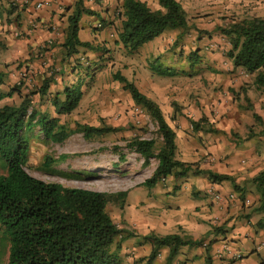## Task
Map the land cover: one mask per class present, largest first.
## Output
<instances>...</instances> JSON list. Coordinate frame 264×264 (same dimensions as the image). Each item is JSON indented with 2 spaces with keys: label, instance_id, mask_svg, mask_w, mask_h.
Returning a JSON list of instances; mask_svg holds the SVG:
<instances>
[{
  "label": "crops",
  "instance_id": "crops-1",
  "mask_svg": "<svg viewBox=\"0 0 264 264\" xmlns=\"http://www.w3.org/2000/svg\"><path fill=\"white\" fill-rule=\"evenodd\" d=\"M10 2L6 5L3 3L5 17L0 23V32L4 30L3 33H6L3 39L7 46L0 55V61L4 63L0 71L8 75L1 92L6 94L11 91L15 86L12 78L19 76L25 69L32 74L34 86L40 87L44 79L52 77L48 95L39 101V109L44 103L46 107H51L50 115L56 117L51 105L53 95L62 93L66 87L81 85L84 94L75 111L92 109L94 112L95 103L90 102L84 109L80 108L88 91L96 90V78L89 84L90 78L87 76L88 70L96 69V50L80 48L77 54L66 56L62 49L68 17L76 0H47V5L41 11ZM83 3L95 14L81 17L79 38L82 42H88L94 47L107 46L112 50L110 55H130L131 59L133 56H141L146 61L151 58L160 59L167 54L173 56L168 52L171 48L167 45H173L175 40L170 39L166 45L162 44L167 32L145 44L136 54H128L123 47L116 45L117 33L108 28L96 30V11L102 9L103 3L97 4L96 0H83ZM251 6L253 8L250 11L248 8L241 11L240 20L264 18V0H254ZM4 53L9 58L6 61H3ZM11 53L16 55V60H29L24 68H20L19 64L12 65L16 60L11 57ZM226 61L227 70L222 71L221 77L215 82H206L208 77H204V81H197V69L188 73L179 72L175 76H160L144 65L140 69H132L136 71L135 76L132 70L131 76H125L160 105L168 124L176 132L177 158L185 163L196 164L195 168L202 171L201 174L190 171L180 179L169 177L144 194L136 193L133 203V190H128L122 220L124 229L133 235L122 244L121 254L124 250L129 254L130 264L150 255L152 245L143 239L150 233L159 236L180 234L193 240L206 238L203 246L182 247L174 264H261L264 260V228L257 226L264 221V212L260 209V193L254 181L264 172V88L255 85V75L247 74L242 68H235L230 59ZM114 64L117 65L116 62ZM7 65L9 67L6 69ZM208 67L205 65V71ZM140 74L149 75L150 89L138 86ZM217 82L222 86L224 99L220 102L218 98L221 97L212 94L209 98H203L202 105L198 106L194 97L197 88L200 93L210 94L211 90L216 89ZM245 82L248 85H244ZM234 89L240 93V100H233ZM245 99L250 101L251 109L246 107ZM41 111L46 112L45 109ZM254 115L260 117L259 125ZM94 117L91 116L92 119ZM202 117H206L219 132H194L191 121H198ZM124 119L111 120L110 124L115 128L122 127ZM256 126H259L260 131L256 130ZM248 130L255 132L250 139L246 138ZM209 172L232 177L242 193L234 191L231 181H211ZM250 181H253L254 187H250L247 193ZM175 187L178 189L174 191ZM211 191L219 193L223 200L213 199ZM169 194L174 196V202L163 205L162 201ZM229 195H235L236 198L230 200ZM117 226L121 227L119 224ZM215 226H222L224 233L213 234L212 228ZM168 254V248L162 249L151 264H166Z\"/></svg>",
  "mask_w": 264,
  "mask_h": 264
},
{
  "label": "trees",
  "instance_id": "trees-1",
  "mask_svg": "<svg viewBox=\"0 0 264 264\" xmlns=\"http://www.w3.org/2000/svg\"><path fill=\"white\" fill-rule=\"evenodd\" d=\"M157 2L159 10L151 9L141 0L122 1L117 12L121 25L117 29L116 45L123 47L128 54H136L145 44L167 31L188 28L187 15L180 1ZM96 3L100 4L101 0H96ZM94 14V11L84 6L83 0H76L68 17L66 37L62 44L66 56L77 54L80 48L96 52L101 50L99 46L94 47L79 38L81 17ZM4 17L5 10L0 2V20ZM219 31L229 39L227 57L233 66L244 69L249 75H255V85L264 88V18L234 21L226 27H219ZM6 48L0 32V55ZM198 53L191 52L187 57L198 61ZM149 68L160 76H175L179 73L173 68H162L159 58L151 60ZM112 78L130 93L137 106L147 112L161 138L158 149L155 139L135 135L127 140L126 147L142 157L143 166L148 167L152 159L158 161L151 177L143 185L152 188L160 182L164 183V179L169 177L183 178L190 171L201 174V170L194 169L196 164L185 163L177 158L176 132L168 124L160 105L121 73L115 72ZM5 83L6 73L0 71V103L15 93L22 96L18 105L0 106V158L7 165V173L0 175V228L4 229L9 239L6 264H123L122 244L133 234L117 226L108 212V205L116 203L123 209L128 191L106 193L67 187L60 183L46 182L26 169L31 150L29 136L35 131L42 133L47 140L61 144L76 134L102 136L122 129L86 123H76L75 127H69L61 123L60 116L69 115L78 108L84 94L81 85L66 87L62 93L53 95L51 105L56 117H52L42 112L34 99L36 95L40 100L48 95L52 77L44 79L40 87L27 94L22 93L20 84L4 94L1 87ZM174 106L177 104L174 103ZM254 118L256 122L260 121L257 115ZM191 125L196 133L219 132L206 117L191 121ZM252 136L250 131L247 139ZM68 156L62 154L55 161L46 158L44 165L48 167L54 162H63ZM120 159L123 160L124 156L120 155ZM60 174L69 179L77 178L67 172ZM208 174L211 181H231L235 189L239 190L232 177L214 172ZM254 181L260 193V209L264 212V172ZM177 189L175 187L174 191ZM257 226L264 228V221ZM212 233L222 234L224 229L215 226ZM144 240L152 245V251L146 259H140L137 263L146 261L151 264L162 249L168 248L166 264H174L182 247L203 246L206 238L193 240L180 234L159 236L150 233ZM206 249L209 254L208 245ZM261 264H264V260Z\"/></svg>",
  "mask_w": 264,
  "mask_h": 264
},
{
  "label": "rangeland",
  "instance_id": "rangeland-1",
  "mask_svg": "<svg viewBox=\"0 0 264 264\" xmlns=\"http://www.w3.org/2000/svg\"><path fill=\"white\" fill-rule=\"evenodd\" d=\"M122 1L123 0H109V2H107L106 0H101L103 3L101 6L102 9L96 11V30L108 28L114 31V33H117V29L121 25L117 12ZM141 1L145 2L153 10L160 9L157 0ZM178 1H180L184 7L189 25L186 29L167 31L166 35L163 36L162 44L166 45L167 41L170 39H174L175 42L173 45H167L171 48L167 51L173 54V56L169 54L161 56L159 65L162 68L178 69L177 71L181 73H188L190 70L192 72V70L197 69V81H204V77H208L207 80H205L206 82H210L211 80L215 82L221 77L222 71L227 70L225 63L227 62L226 59H228L227 52L230 49V45L228 44L229 39L221 34L219 27H226L234 21H240L242 16L241 11L247 8L250 11L253 8L251 4L254 0ZM0 2L2 4L4 3V5L8 4V0H0ZM2 22L3 20H0V23ZM99 24L101 26H99ZM1 25L2 24H0V26ZM1 32V37L4 41L6 33H3L4 30H1ZM18 38L20 37L18 36ZM100 49V51L96 52V69H90L87 72V76L90 78L89 84H92L96 78V90L88 91L83 100V106L80 108V110L84 109L86 105L91 102L96 104V110L94 112L92 109H86L85 111L81 110V112L77 110V112L74 111L69 115L60 116L61 123L69 127H75L76 123L113 127V125L110 124L111 120L120 121L122 118H125L123 121L128 122H123L124 126L122 123V127H119L122 130L118 132L92 137L76 134L61 144L53 143L47 140L42 133L35 131L29 136L31 150L26 169L33 176L46 182L60 183L67 187L106 193L133 190L131 191V203H133L136 193L144 194L151 189L144 186L142 181L151 177L153 171L157 167L158 161L152 159L148 167L143 166L142 157L139 154L131 152L126 147L127 140L135 135L147 139H155L158 149L161 146V138L158 136L155 123L151 120L147 112L133 102L130 93L125 91L119 82H115L112 75L115 72H119L123 76H131V70L140 69L142 65L150 70L148 67L152 58L149 59L150 61H144L141 59V56H133L131 59L130 55L129 57H124V54L119 56L118 53L116 55H110L112 50H109L107 46H101ZM194 51H199L198 61L196 59L190 60L187 57ZM104 56L108 57L103 58ZM11 57L16 60V55L13 53H11ZM101 58L102 60H100ZM3 59H5L3 61L9 59L6 53L3 54ZM28 61L29 60L18 58L12 65L19 64L18 66L20 68H24L25 63ZM114 62H116L117 65L114 64ZM205 65L209 66L207 71H205ZM3 66L4 63L0 61V68H4ZM8 67L9 65L5 66L6 69ZM134 70H132L133 76L136 74ZM31 75L32 74L28 70L24 69L19 76L12 78L14 85L20 84L22 86L23 94L30 93L39 87L37 85L34 86L35 84L31 79ZM6 76L8 75L6 74ZM139 76L138 86L150 89V84L148 83L149 75L140 74ZM180 76L183 75L180 74ZM168 80H171V78H168ZM244 85H248V83ZM197 89L198 92L194 97L198 106L202 105L201 100L203 98H209L212 94L214 97L220 96L221 98H218L220 102L224 99V92H222V86H219V82H217L216 89L211 90L210 94L200 93L199 88ZM92 95L96 96V98L92 99ZM238 96H240V93L234 89L233 100H240ZM34 99L38 106L40 97L36 95ZM21 100L22 96L19 93H15L12 97L5 98L0 103V106L18 105ZM244 102L246 107L251 109L252 105L250 101L245 99ZM42 106L41 110L45 109L46 113L50 115V112H52L51 107H46L44 103ZM119 109H121V111ZM88 111H90V114H87ZM91 116H95L94 119H92ZM126 117L128 119H126ZM256 127V130L260 131L258 128L259 126ZM250 130H248L247 137L250 134ZM252 133L255 134L254 131H251V134ZM62 154L69 155L63 162H54L48 167L44 165L46 158L55 161ZM120 155L124 156L123 160L120 159ZM60 172L76 175L77 178L69 179L60 174ZM6 173L7 165L0 158V175ZM250 187H254L253 181H250V186L246 189L247 193H249ZM234 191H236L237 194L242 193L241 190H236L235 188ZM174 200V196L169 194L166 195L162 203H164L163 205H171ZM108 212L113 221L119 224L121 226L120 228L124 229V221L122 220V216L124 215L123 209H120L118 204L111 203L108 205ZM8 254L9 239L4 229L0 228V261L2 264L7 263ZM122 255L123 264H130L129 254L124 250ZM135 264H137V262H135Z\"/></svg>",
  "mask_w": 264,
  "mask_h": 264
},
{
  "label": "built area",
  "instance_id": "built-area-1",
  "mask_svg": "<svg viewBox=\"0 0 264 264\" xmlns=\"http://www.w3.org/2000/svg\"><path fill=\"white\" fill-rule=\"evenodd\" d=\"M10 1L14 5L19 3L22 6L28 9H34L35 11H41L47 5V0H10ZM99 26L101 25L99 24ZM164 181H166V179H164ZM211 194L213 196V199H215L216 201L223 200V197L219 193L211 191ZM235 198H236L235 195H229L230 200H234Z\"/></svg>",
  "mask_w": 264,
  "mask_h": 264
}]
</instances>
